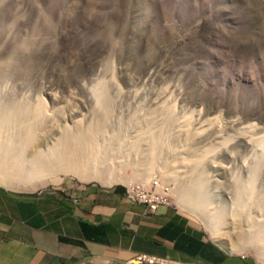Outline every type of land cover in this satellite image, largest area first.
Returning <instances> with one entry per match:
<instances>
[{
	"label": "rangeland",
	"instance_id": "obj_1",
	"mask_svg": "<svg viewBox=\"0 0 264 264\" xmlns=\"http://www.w3.org/2000/svg\"><path fill=\"white\" fill-rule=\"evenodd\" d=\"M103 82L105 89L98 87ZM15 107L24 121L42 116L25 137L26 160L46 150L64 152L65 160L31 188L28 167L0 147V174L18 181L0 187L65 194L156 184L167 205L213 241L233 243V256L262 264L244 240L249 225L264 231V163L254 167L252 159L262 151L246 143L264 133V0H0V115ZM94 124L103 127L97 144L62 142L65 133L75 138ZM2 126L14 131L9 121ZM154 141L145 176L143 159ZM78 149L86 165L129 182H80L66 167ZM239 178L251 184L243 209L233 183ZM180 187L191 191L197 210L177 203Z\"/></svg>",
	"mask_w": 264,
	"mask_h": 264
},
{
	"label": "crops",
	"instance_id": "obj_2",
	"mask_svg": "<svg viewBox=\"0 0 264 264\" xmlns=\"http://www.w3.org/2000/svg\"><path fill=\"white\" fill-rule=\"evenodd\" d=\"M220 247L183 211H150L119 186L65 194L0 187V264H129L137 255L170 264H253Z\"/></svg>",
	"mask_w": 264,
	"mask_h": 264
},
{
	"label": "bare ground",
	"instance_id": "obj_3",
	"mask_svg": "<svg viewBox=\"0 0 264 264\" xmlns=\"http://www.w3.org/2000/svg\"><path fill=\"white\" fill-rule=\"evenodd\" d=\"M102 84V83H100ZM104 87V82H103V85L101 86H98V87ZM102 89H105L103 88ZM97 89V88H96ZM99 89V88H98ZM102 89H99V91H95L97 93L96 96H98V94H101V97L104 95L103 94V91ZM95 93V94H96ZM103 94V95H102ZM99 98H100V95H99ZM95 101V100H94ZM98 102V101H97ZM97 104V103H96ZM95 105V104H94ZM20 108L21 107H15L14 109H11V111H9L8 115L7 116H1L3 118L0 117V147L1 149L4 151V152H10L11 154H14L13 155V158L12 160L14 162H20V166H25L27 169H28V176L31 177L29 178L30 180L27 181V184H29V186L31 188H35L36 187V184L37 182L46 179L48 178L50 175L47 174L48 170L52 168L53 165H56V161H60V162H64L65 160V155H64V152L63 153H60L59 150H57L56 152H51V151H44L43 153L41 152H38L39 154H37L35 157H31L30 159L26 160V157L28 158V156L24 157L23 155V148L25 149V141H26V138L25 137H29L28 134H30L34 127H36L34 125V122L36 119H40V117H37V113L36 115H34L33 117H30V118H27L24 120L21 119V117L19 118V111H20ZM43 106L41 104L37 105V110L38 112L39 111H42ZM98 110V109H97ZM103 112V111H102ZM32 113V112H31ZM6 114V113H5ZM43 119V118H41ZM5 121H9L11 123V128H9L10 130L13 129L14 131H7V129L4 130V127L2 126L3 125V122ZM12 120L13 122H16L15 125H12ZM98 121V120H97ZM103 121V120H102ZM78 122V120L76 121ZM104 122V121H103ZM179 122V121H178ZM8 123V122H6ZM181 125V124H180ZM38 126V125H37ZM174 126V125H173ZM183 126V125H181ZM180 126V127H181ZM42 127V126H41ZM65 127V126H64ZM178 127V125H177ZM38 128V127H36ZM79 128V127H78ZM103 127H101L100 124H94L92 125L90 128H87V130L84 132V133H81L78 137L77 135L75 136L74 134H72L73 136H75V138L71 137V139H67L65 134L64 136H61L62 137V142L65 144L71 140H77V145L80 146L79 144H81L83 147H85V149H87V145H95L97 144V142H93L94 140H97L96 138H93L99 131L100 129H102ZM61 129V128H60ZM37 132H38V129H36ZM35 130V131H36ZM39 130H42L40 129L39 127ZM47 130V129H46ZM64 130V129H62ZM5 131V132H4ZM44 131V130H43ZM42 131V132H43ZM49 131V130H48ZM53 131V130H51ZM151 132H156L155 130H151ZM58 133V132H57ZM69 133V132H68ZM80 133V132H79ZM186 133H187V130H186ZM37 134V133H35ZM28 135V136H27ZM31 135V134H30ZM34 135V134H33ZM101 135V134H100ZM198 135V134H197ZM7 136V137H6ZM56 136V135H55ZM98 136V135H97ZM114 136V135H113ZM64 137V138H63ZM67 137H70V136H67ZM117 137V136H116ZM47 138V137H46ZM106 138V136H105ZM44 139V138H42ZM94 139V140H93ZM46 140V139H45ZM53 140V139H52ZM55 140V139H54ZM99 141V140H98ZM139 141V140H138ZM141 141V140H140ZM143 141V140H142ZM27 142V141H26ZM59 142V141H57ZM75 142V143H76ZM248 142V144L252 147V148H256V149H259L260 151H262V156L260 157H254L255 155V152L253 153L252 155V159H253V163H254V167H258L260 166L261 164L264 163V133L262 134H259V135H256V136H247V141L246 143ZM117 143V142H116ZM34 144V143H33ZM48 144V143H47ZM71 144V143H70ZM52 145V144H50ZM150 145V144H149ZM67 146V145H66ZM75 146V145H74ZM73 144L72 146L70 147H74ZM79 147V148H82ZM155 141L153 143H151V146L148 148V157L145 159H143V161L146 162L144 168L142 169H146L145 171V176L146 175H150L151 174V167L154 165L153 164V154L156 152V148H155ZM59 145L57 146V149H59ZM52 148V147H51ZM75 148V147H74ZM78 148V147H77ZM89 148V146H88ZM134 148V147H133ZM38 149V148H37ZM42 149V148H41ZM71 149V148H70ZM65 150L66 147H65ZM77 150V149H76ZM82 150V149H81ZM80 149H78V152H77V155H76V161H73L71 160V162H69L68 166H66L67 168H69V170L73 169V173L74 175L77 176V179L82 182V183H89V182H97L99 183L101 186H105V187H110L112 184L116 183V182H127L128 179L126 178L125 175H122V174H117V173H113V172H103L101 166L99 167L98 165H95V166H88L86 165V159H84V155L82 153ZM130 150V149H129ZM41 151V150H39ZM53 151V150H52ZM68 151H70L68 149ZM68 151L66 153H68ZM72 151V150H71ZM86 151V150H83V152ZM74 152V153H76ZM85 153V152H84ZM206 153V152H205ZM0 154H4V153H0ZM9 155V154H8ZM72 156V154H71ZM4 159L6 158V156L4 155L3 156ZM73 158V157H72ZM66 159H70V156H67ZM134 159V158H132ZM0 160H3V158H1ZM85 160V161H83ZM112 160V159H110ZM130 160V159H129ZM175 160V159H174ZM115 162V161H114ZM143 162V163H145ZM113 163V162H112ZM118 162H115L113 163L114 164V167L115 165L117 164ZM132 163V162H131ZM176 163V162H175ZM244 163V162H243ZM242 163V164H243ZM104 165V164H102ZM119 164L116 165V167L118 166ZM123 165V164H122ZM121 165V166H122ZM139 165V164H138ZM64 167V166H63ZM120 167V165H119ZM138 168L141 167L140 166H137ZM55 168L57 169V167L55 166ZM59 168V167H58ZM99 168V169H98ZM102 170H101V169ZM111 168H112V164H111ZM132 168V167H131ZM121 169V168H119ZM253 170H255L254 168H252ZM251 169V170H252ZM258 169V168H257ZM122 170V169H121ZM139 170V169H138ZM252 170V171H253ZM66 171V170H65ZM256 171V170H255ZM254 171V172H255ZM191 172V170H190ZM127 173V172H125ZM142 173V172H141ZM144 175V174H143ZM175 175V174H174ZM133 177V176H132ZM144 177V176H143ZM239 177V176H237ZM141 178V177H140ZM15 179V178H13ZM192 179V178H191ZM194 179V178H193ZM235 179V178H234ZM130 180V179H129ZM233 180V179H232ZM236 180V179H235ZM242 180V179H241ZM237 181V180H236ZM234 181L233 183H236V186L234 188V190L236 191L235 192V198H236V201L239 202V205H241V203L244 205H246L247 203V198L251 196V184L250 183H246L245 181H240V178L238 179L239 182H236ZM22 182V181H21ZM129 182V181H128ZM198 182V180L196 181ZM24 184V182H23ZM0 185H3L7 188H11V187H14V186H17L18 185V181H12V180H9V178L7 176H4L2 174H0ZM40 185V184H39ZM129 185V184H128ZM24 186H27L26 184H24ZM186 186V185H185ZM181 190L179 191V194L178 196L176 197L177 198V203L179 205H181L183 208H187V209H192V210H197V207L194 206V202L193 200L194 197L193 195H191V191L190 190H186L184 192V190H182V188L184 189V187H180ZM193 188V187H192ZM188 189V187H187ZM190 189V188H189ZM195 191V190H194ZM177 193V192H176ZM193 194V193H192ZM196 197V196H195ZM197 199V198H196ZM250 199V198H249ZM198 200V199H197ZM205 201V200H204ZM207 201V200H206ZM246 201V202H245ZM249 201V200H248ZM246 203V204H245ZM198 204V203H197ZM249 204V203H248ZM247 204V205H248ZM196 205V204H195ZM201 205V204H200ZM244 205H241V208L244 206ZM246 205V207H247ZM194 206V207H193ZM245 207V208H246ZM207 209V208H206ZM243 209V208H242ZM242 209H240L242 211ZM200 210V209H198ZM247 210V209H246ZM245 210V211H246ZM201 211V210H200ZM199 211V212H200ZM217 211V210H216ZM243 210V212H245ZM196 212V211H195ZM198 212V211H197ZM203 212V211H202ZM240 213V212H238ZM245 213H248L245 212ZM204 214V213H202ZM223 215H224V211L221 210V213L218 214V219L220 217L223 218ZM206 216V214H205ZM216 216V215H215ZM244 216V215H243ZM242 216V218H243ZM251 217V216H250ZM209 218V217H208ZM207 218V219H208ZM241 218V219H242ZM247 220V219H246ZM249 220V219H248ZM247 220V221H248ZM245 221V223L247 222ZM210 223V222H209ZM251 223V222H250ZM247 222V224H250ZM210 224H213L212 222ZM245 224V225H247ZM209 225V224H208ZM241 225V224H240ZM239 225V226H240ZM210 226V225H209ZM238 226V228H240ZM241 226H244V224H242ZM256 226V225H255ZM247 227V226H246ZM244 228V227H241V229ZM259 227L257 226V229ZM218 229V228H217ZM254 225L253 226H250L248 227L247 231H245V234L247 235L246 236V239L244 240V244H250L251 247L253 248L254 250V253L256 254V259L258 262H261L262 264H264V231H260V230H257ZM216 230V227L215 229ZM218 233V232H217ZM242 233V232H241ZM245 237V236H244ZM222 249H224L225 251L228 252V254H232L234 251H235V247H234V244L233 243H226V245H222L219 244ZM246 245V246H247ZM220 247V248H221Z\"/></svg>",
	"mask_w": 264,
	"mask_h": 264
},
{
	"label": "built area",
	"instance_id": "obj_4",
	"mask_svg": "<svg viewBox=\"0 0 264 264\" xmlns=\"http://www.w3.org/2000/svg\"><path fill=\"white\" fill-rule=\"evenodd\" d=\"M155 186L156 184L153 187L131 185L127 188L125 195L131 202L142 204L148 210L154 211L159 206L167 205L168 203L162 188ZM134 262L139 264H170L165 260L145 255L135 256L131 260V263L134 264Z\"/></svg>",
	"mask_w": 264,
	"mask_h": 264
},
{
	"label": "clouds",
	"instance_id": "obj_5",
	"mask_svg": "<svg viewBox=\"0 0 264 264\" xmlns=\"http://www.w3.org/2000/svg\"><path fill=\"white\" fill-rule=\"evenodd\" d=\"M132 185H134V184H132ZM129 186H131V185H129ZM125 194H126V191H125ZM125 197H126V195H125ZM127 198V197H126ZM134 203V202H133ZM139 204V203H138ZM142 205V204H141ZM130 264V263H129Z\"/></svg>",
	"mask_w": 264,
	"mask_h": 264
}]
</instances>
